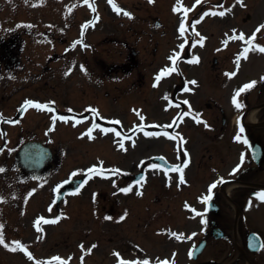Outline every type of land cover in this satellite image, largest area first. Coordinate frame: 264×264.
I'll return each mask as SVG.
<instances>
[{"label": "rangeland", "instance_id": "obj_1", "mask_svg": "<svg viewBox=\"0 0 264 264\" xmlns=\"http://www.w3.org/2000/svg\"><path fill=\"white\" fill-rule=\"evenodd\" d=\"M136 0H115V2L118 5H123L127 9H130L131 11L134 10L136 12V16H130L132 19L127 18L128 15H126V20L123 19L122 13H118L113 7L110 5L104 4L103 6L106 7V10H103L104 12V19L102 22H100V26L94 31V35L101 41H103V37L106 36V46L110 47L109 50L114 55L110 56V60L112 61L115 57L119 59V47L118 43H114L112 41L116 40L118 37H126V35L130 37L131 33L133 32L132 29H130V26L134 28H137L139 31H142L141 36H149V32L153 31V23L156 26V20L151 22L150 17L152 15H156V18L158 17L159 20L164 21L166 25H171L174 26V24H178L179 20L181 18L180 14L175 11L176 8V2L177 0H159V2L163 5H159L157 9H149V5L143 6V2L141 3V6L138 8L136 6ZM187 3L186 5H190L192 1L194 0H186ZM249 4L251 6V3L249 1ZM252 5L258 6L257 13L258 16L256 15V20L259 18L264 19V0H255L252 2ZM230 6L234 9L237 8V6H233V4H230ZM254 6H251L253 12H254ZM244 8L240 15L237 16L234 19V22L232 23H241V15L243 13H246L247 10ZM182 11V9L180 10ZM144 17L148 20L144 21ZM155 19V18H154ZM256 20L254 19L249 23L252 24L256 23ZM173 21V22H172ZM255 21V22H254ZM222 25H225V23L220 22ZM213 29H217V27H214ZM212 29H210L211 31ZM210 31H208L210 33ZM179 34L178 33H173L171 35V40L173 42H177L179 39ZM120 39V38H118ZM212 44V43H211ZM142 47V45H141ZM44 51L47 52L48 49L44 48ZM205 52L208 51L207 49L204 50ZM108 57V56H107ZM264 61V56L259 58L257 60L256 57V64L255 66H250L248 65L246 71L248 72H253V74L258 75L259 72V67H261L262 62ZM57 68L54 70L53 67H48L47 76L48 81L46 82L45 89H46V96L50 97L51 95H57L59 100H64L67 99L65 98V94L59 87L58 85V76H57ZM15 85V82H13ZM23 83L21 81L18 82ZM57 85V86H56ZM88 86V85H87ZM114 87H116V90H114ZM16 88V85H15ZM38 86L32 83H24L20 87H18V92L16 93L15 96V104H18L23 95L25 94H33L36 93L38 90ZM122 88L118 86L117 82H106V90H110L112 92V95H118V91L121 90ZM97 88L94 85L93 92H96ZM125 91V90H124ZM120 92V91H119ZM123 92V91H122ZM73 94V91H71ZM146 97L150 100L151 98V93L147 92ZM111 98V95H110ZM108 101V98L106 99V102ZM111 103L115 104V101H112ZM155 103H160V99L157 100ZM128 101H123L122 103H119L118 105L114 106L115 112H110L111 115H120L124 118V113L123 109H126L128 107ZM202 105V104H199ZM111 107L110 105H108ZM143 101L142 99L137 96L136 100H133V103L130 105V110L138 108V107H143ZM152 105L151 103H145V111L144 114L146 116H150L151 119H156L160 118V120H164L163 123H165V120L168 119V114L165 112H162L159 110L157 111L158 105ZM140 109V108H139ZM125 114H127V117H129V120H132L133 116L126 110H124ZM143 113V112H142ZM50 115V114H49ZM256 116H258L257 110L254 111L252 114L253 119H256ZM35 117L32 116L31 120H27L30 124V127H36L35 130H37L38 127V120H36L35 123H32L31 121ZM119 124L116 126L118 127ZM162 126V125H161ZM72 125L70 124H64V123H58L57 125H51L50 117L47 116L46 119V131L48 129L51 130V135L52 138H55L56 143H60L62 141V146L63 149H67V153L63 156L64 158V163L65 165H76V164H81L82 166L84 165H89L91 162L95 161L90 159V156L93 153H96V155L101 156L100 158L105 157L106 155V166L111 165V167H114L117 163L120 164L121 169H125L126 171L128 170H133L137 169L138 161L141 160L139 157V154H141L143 151L145 153H154L157 151H166V153L170 152L171 146L170 144L164 143V140L158 141V142H148L145 138V135H139V138L135 139L137 140V143L140 141V144L138 145V151L137 154L135 153V150H132L131 143L127 144L128 146V151L129 154L128 158L124 160V158L127 157V154H120L119 152H116L118 149V143L113 140L112 136L106 135V139H99L93 143L87 142L86 140L78 138L79 131H75L72 129ZM50 136V135H49ZM77 136V138H76ZM48 137V136H47ZM72 137V139H71ZM54 141V140H53ZM147 141V142H146ZM129 142V141H127ZM145 142V143H142ZM97 145L94 147L95 151L92 150V146ZM201 146V143L199 144ZM106 147V151L103 153L104 148ZM199 148V147H198ZM122 149V148H121ZM203 151V150H202ZM141 152V153H139ZM204 152V151H203ZM202 152V153H203ZM148 155V154H146ZM145 155V156H146ZM122 158V159H121ZM220 158L215 154L214 157V163L218 166V168H222L224 165L220 162ZM102 161V160H101ZM98 162V161H97ZM103 163V162H102ZM105 163V162H104ZM108 167V166H107ZM202 167H200L201 169ZM198 169V167L196 168ZM209 171H207V180L209 181ZM113 179V178H111ZM96 183H92L91 187L88 189H84L79 193L78 196L79 198L71 197L70 199L66 200V203L63 204L66 206L65 209V217L63 219V222L56 228V227H50L45 230V237L48 239L46 243V248L44 254H49L51 252H56V246L59 244L62 245V248H59L58 250H61L64 255L71 254L70 251H78V244H94L97 245L96 247V252L93 253V256H89L84 260L85 264L90 263L93 261L95 264H110V261L112 259L116 261L117 259L114 257H109L107 254V249L116 247L117 244L123 243L124 236H120V229L122 230V234H124V230L128 234L129 240H142L143 238L146 237V235H142L141 233H138L136 231V227L140 228L137 226L138 222V214H141V208L145 210L147 208V205H149V201L153 196L152 190L147 191L144 194L143 198H136L139 193L136 191V186L132 188L131 191L126 192L128 197L126 200V203L129 202L130 204L127 205H122V204H116V211L114 214L111 215V219L106 218V207L104 203L106 204V200L104 197V194L102 193V190L106 187V184L109 183V181H101L99 182L98 178H95ZM122 182V178L116 177L114 179V182ZM104 182V183H103ZM151 185V184H150ZM177 188H171L170 192L168 195L164 197L165 194L162 193L161 188H160V193H159V202L161 200L163 201H171L170 206H169V213L170 214H175V218H182V223H183V217L185 216L184 212L181 210V205L179 202H181L182 197L186 196L188 191L191 190V188H184L182 191H177ZM207 189V186H206ZM111 191V190H110ZM196 192H192L191 195L194 196ZM36 197L38 198L39 195L37 194ZM174 197V199H172ZM104 198V199H103ZM90 199V200H89ZM91 199H94L95 201H99L95 204L91 202ZM137 199V200H134ZM34 201V198L33 200ZM77 202V203H73ZM38 204V203H37ZM133 204V205H132ZM132 205V208L130 206ZM125 210H124V209ZM140 210V213H139ZM124 211L126 212L129 216H126V221L122 224V220H118V214L119 212ZM134 212H137L138 214H135ZM163 214V213H162ZM151 212L146 214L144 216V221L142 223V226H144V229H150L154 227V221L150 217ZM264 217V216H262ZM171 218V217H169ZM107 219V220H106ZM152 219V220H151ZM257 219V217H256ZM120 221V223H119ZM192 227L194 226L193 222L191 221ZM115 231V232H114ZM115 233V235H114ZM133 241V240H132ZM149 239H147L146 242H148ZM5 242H6V237H5ZM145 242V241H144ZM150 243V241H149ZM10 244V242H8ZM57 250V251H58ZM45 256V255H44ZM20 255H16V252L13 253L8 247H5L3 249H0V264H22L19 260L22 259ZM43 257H41L42 259ZM73 264V263H71ZM77 264V262H76Z\"/></svg>", "mask_w": 264, "mask_h": 264}, {"label": "flooded vegetation", "instance_id": "obj_2", "mask_svg": "<svg viewBox=\"0 0 264 264\" xmlns=\"http://www.w3.org/2000/svg\"><path fill=\"white\" fill-rule=\"evenodd\" d=\"M29 1V0H28ZM19 4H16L13 0H8V3L5 4V8L3 4H0V11H6L5 17H0V74L3 77V74L11 75L10 80L14 79V76L17 72H23L27 75L31 76L33 79L37 77L38 80V97L40 99L41 90L45 89V77L47 70V56L44 51L46 36L43 30L40 27L34 26L30 24L31 21V13H30V4L23 6L22 12H19ZM19 9V10H18ZM37 18V22L40 23V18L45 17V14L35 15ZM78 39V38H77ZM77 42H75V47H71L70 51L63 52L60 55L52 57L53 60H59L61 65L62 73L67 72L72 80L70 87L73 89H82L84 90V82H91L93 77L97 74L101 78H106V37H104L103 44L104 50L103 55L94 52V48L92 49V53H83L81 58H83L82 65L85 67L79 68V57H78V48ZM83 42H85L83 40ZM87 43V42H86ZM125 46H128V43L125 41ZM133 53L135 55L133 56ZM138 52H126V56L124 55V50L122 51V57H125L129 64L132 61L137 60ZM33 56L37 57L38 61H34ZM217 59V58H214ZM226 59V58H225ZM215 65H219V60L217 62L213 61ZM38 63V64H36ZM138 63V62H137ZM118 65V64H116ZM123 64L121 67V71L131 73L133 68H127ZM114 68V67H113ZM62 75L58 81V86L62 87ZM82 95V93H81ZM84 95V93H83ZM82 97V96H81ZM84 98V97H83ZM83 100V99H82ZM208 107H213L214 115L212 117L213 122L221 121V133H217L216 137L220 139H225L227 142L231 141V137L233 132L230 130V122H231V114L228 115H219L223 113L221 102L218 100L209 99L206 104ZM0 113L3 114L4 120L0 121V168H3L4 171H0V185L2 186L3 191H7L10 185L13 184L14 181V171H15V153L16 149L20 144V140L16 141V137L21 139L25 130L22 126L16 129L15 123H9V120L17 121L20 125L23 123L21 121V117L19 114L16 116L15 112V90L13 83H0ZM45 118L39 120L40 124L44 125ZM17 123V124H18ZM28 132V129H27ZM252 140L259 141L264 146V132L261 131H249L246 133ZM213 149L220 150V147H214ZM179 162L184 165L183 159L178 158ZM241 174H239V172ZM256 171H264V156L261 159L259 166L256 169H241L238 171L239 175L242 178V181L251 182L252 185L264 184V179L261 180L259 178L255 179ZM19 175L20 172L18 171ZM23 180V179H22ZM23 181H27L24 179ZM247 185L243 189L239 191H235L234 200L239 204L241 211L245 209L253 208L252 199L259 198L254 194L260 192L256 191L254 186ZM240 193V194H239ZM250 194L251 197L248 196ZM212 199L217 203L221 204L222 199L217 195L216 191L212 194ZM24 203L26 200V196L23 198ZM211 199V200H212ZM10 202L12 205L15 204L14 200L7 199L6 203ZM0 204H4L2 200H0ZM252 204V205H251ZM228 207H224L219 211V213L214 215L212 212L207 213V218L209 222V227L204 229L201 233L203 235H209L211 233V223L216 222L217 225L221 226L224 230L231 231V235H227V241L230 243L222 244L221 240H216L215 245V255L214 258L210 259H202L199 260L198 264H216L227 263V264H246L248 261L250 264H264V255L259 256L254 252H248L244 244L243 248L239 243H236V232L234 231L232 226V219L229 215ZM3 212H0V216ZM6 218H12L11 213L5 212V215L1 216ZM158 218V217H157ZM241 224L239 223V228L244 231L246 228L244 227L246 222L243 218V214L240 216ZM4 219V218H3ZM9 225V223H7ZM229 226L231 228H229ZM15 226H10L9 232L11 233L14 230ZM4 231V227H3ZM168 235H172V233L184 234L185 232L179 228H170L165 230ZM226 232V231H225ZM227 234V233H226ZM183 236V235H182ZM168 245L166 243L156 245L157 250H155V259L149 260L150 264H157L158 261H162L157 259L158 255H165L169 252ZM187 246V245H185ZM148 251V250H147ZM140 253V250H137ZM138 255V254H137ZM153 257V254H151Z\"/></svg>", "mask_w": 264, "mask_h": 264}, {"label": "snow or ice", "instance_id": "obj_3", "mask_svg": "<svg viewBox=\"0 0 264 264\" xmlns=\"http://www.w3.org/2000/svg\"><path fill=\"white\" fill-rule=\"evenodd\" d=\"M83 2H84V3H89V0H83ZM109 2L112 4L113 8H114L118 13L124 11V10H123V9H122V8L116 3V2H115V0H109ZM152 2H154V0H152ZM196 2L199 3L200 0H196ZM238 2L241 3V4H243V0H238ZM92 10H93V12L96 11L95 6L92 7ZM175 11L179 12V11H180V7H176V8H175ZM226 11H231V9H225V12H226ZM187 12H188V9L185 8V9H184V14H185V16L187 15ZM225 12H220V15H224ZM125 14H127L128 16H132V15H133L131 12H126ZM206 14H207V13H205V15H206ZM213 14H215V13H213ZM95 19L98 20V19H99V16L97 15V16L95 17ZM89 23H91V21H89L88 23H85V24L83 25V27H84V28H87ZM261 29H264V24H260V25L256 28V30L252 33L251 38L248 39V41H247L249 45H251V44L253 43V41H255V39H256V34H257L258 32H260ZM185 30H186V28H185V24H184V23H181V25H180V27H179V31L183 34V33L185 32ZM61 31H63V29H61ZM235 31H236V30L233 29V32H235ZM197 35H199V33H197ZM239 38H240V39H245V34H244L243 32H241V33L239 34ZM186 43H187V40H185L184 43L180 44L179 47H180L181 49H183V48L185 47V44H186ZM195 43H197V44H203V40H202V39H197V40L195 41ZM224 43L227 44V40L224 41ZM72 47H75V43H73ZM255 48L258 49V50L261 51V52H264V45H261V44H258V43H257V44H255ZM249 51H250V48H249V47H245V48L243 49V52L240 53V55L246 57ZM177 56H179V53L174 54L172 57H170V59H171L173 62H175L176 59H177ZM194 59L198 61V60H199V57H195ZM237 59H239V57H237ZM171 70H172V71H175V70H176L174 64H173V67H172ZM165 74H170V72H169V68H167V67H165L164 69L161 70V72H160V73L158 74V76H157V80H159L160 76L165 75ZM236 74H237V73H236L235 71H232V72H229V73H228V75H229L230 77H231V76H235ZM191 83L195 84L196 81L193 80V81H191ZM256 83H257L256 80H252V81H250V82H248V83H245V84L243 85L242 88H237V89H236L235 96L233 97V102L235 103V105H236L237 108H242V107H243L242 102L239 101V100L237 99V97H239L240 93H241L242 91H244V90H247V89L252 88ZM25 103L28 104V105H34V106L37 107V108H49V104H47V103H41V102H39V101H35V100H27ZM51 103H54V102H51ZM185 103H189V102H188V101H185ZM189 106H190V105H189ZM50 110L55 111V109H50ZM70 111H71V110H70ZM54 119H55V118H54ZM61 119H63V120H67L68 117H63V116H62ZM3 120H4V116H3L2 113H0V121H3ZM8 122H9V123H15L16 121L9 120ZM77 123H79V121H77ZM117 123H120V121L117 120ZM205 123H206V121H205ZM96 127H100V126H99V125H96ZM104 131L107 132V131H112V130H111V129H104ZM244 131H245L244 126H243V124L241 123V124H240V127H239V132H240V133H243ZM91 132H92V128H89V129H88V133L91 134ZM149 135H151V133H149ZM235 139L238 140V141L243 140V142H244L245 144H248V143H249L248 138H247L246 136H241L240 134H237L236 137H235ZM120 147H121V148L124 147V144H123L122 142L120 143ZM243 160H244V154H242V156H241V163H243ZM151 167L155 168V167H157V166H156V165H151ZM173 167H175V169L180 173V177H179V178H180L181 181H183V180H184V175H183V171H184V169H183V167H182L181 165H174ZM239 167H240V165H237V168H236V169H233V172L237 171V169H239ZM95 170H96V165H93L91 168L88 169V172H89V173H92V172L95 171ZM0 171H4V169H3V168H0ZM117 171H120V170L117 169ZM100 173H101V175L104 174V169H103L102 166H101V168H100ZM223 179H224V178L221 177L219 181H215V182H213V183L209 186V193H208L207 195L203 196V197H202V200H204V201H211V199H212V192H211V190L214 189V188L216 187L217 183L222 182ZM84 183H87V181H84ZM137 183H139V182H137ZM131 190H132L131 186H128V187H125V188H122V189H121V191H123V192H129V191H131ZM32 191L34 192L35 189H33ZM79 191H80V188H77V189H76V192H79ZM29 195H31V192L29 193ZM254 195L257 196V197H259L260 200L264 201V191L257 192V193H255ZM2 199H4V197L0 196V200H2ZM189 207H190V205H189ZM192 210H193V211H196L195 208H193ZM61 215H63V213H62ZM126 215H127V213L125 212L124 215H122V216L120 217V219L123 220V219L125 218ZM109 218H111V217H109ZM57 219H58V218H57ZM43 220H45V218H44L43 216H41V217L39 218V220L36 221V227H37V228L40 227V221H43ZM3 227H4L3 224H0V243H4V242H5V237H4V233H3ZM172 235H174V236H181L182 238L191 239V237H183L182 234H178V233H175V232L172 233ZM195 235H196L195 233H192V236H195ZM12 244L15 245V248H14L13 250H23V252L26 253L27 256H28L29 258H31V259H35V257L33 256V253H32L31 251H29L28 246H27L26 244L22 243L20 240H15V241L12 242ZM81 247H83V245H81ZM92 247H95V245H93ZM195 247H196V246L193 245V249H194ZM260 247H264V241H261V242H260ZM87 251L90 252V251H91V248L88 249ZM191 254H192V253H190V255H191ZM116 255H117L118 257H120L121 254L117 251V252H116ZM61 259H62V258H61L60 256H56V257H53V258H52V260H54V261H61ZM81 259H83V257H82ZM38 264H42V262H38ZM49 264H52V261H49ZM118 264H150V261H149L148 259H144V260L141 261V260H139V259H135V260H125V259L121 258V259L118 261ZM157 264H170V262H169L167 259H165V260H163V261H158ZM171 264H174V262H171Z\"/></svg>", "mask_w": 264, "mask_h": 264}]
</instances>
